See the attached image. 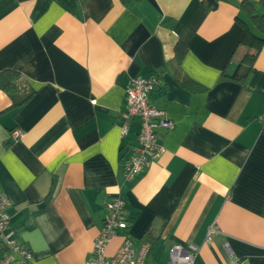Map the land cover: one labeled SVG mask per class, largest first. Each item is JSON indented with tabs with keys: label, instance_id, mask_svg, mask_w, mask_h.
<instances>
[{
	"label": "crops",
	"instance_id": "obj_1",
	"mask_svg": "<svg viewBox=\"0 0 264 264\" xmlns=\"http://www.w3.org/2000/svg\"><path fill=\"white\" fill-rule=\"evenodd\" d=\"M244 1L264 12L263 0H0V79L18 74L11 95L0 89V192L31 264H87L118 196L130 226L108 256L127 234L151 244L147 264H167L175 244L197 247L196 264H229L227 244L264 264V46L231 78L252 51ZM138 77L159 79L150 100L171 127L126 183L119 114Z\"/></svg>",
	"mask_w": 264,
	"mask_h": 264
},
{
	"label": "built area",
	"instance_id": "obj_2",
	"mask_svg": "<svg viewBox=\"0 0 264 264\" xmlns=\"http://www.w3.org/2000/svg\"><path fill=\"white\" fill-rule=\"evenodd\" d=\"M159 85L157 77L132 79L125 92L127 105L119 114V129L121 138L126 141L128 158L125 164V182H133L150 164V159L162 151L158 143V130L170 128L166 112L154 107L150 96ZM23 135L20 129L11 132V137L18 140ZM135 135L136 143L130 145L127 140ZM130 140V139H129ZM11 202L7 195L0 192V243L5 248L0 264H31L33 252L24 244L18 242L11 226L8 213ZM129 219L126 215L125 202L121 196L106 204V216L103 228L94 239L93 249L87 264H147L151 253L149 243L142 242L139 248L127 235H123L122 244L113 256H108L110 243L129 229ZM217 231L215 226L209 229L207 241ZM226 251L230 256L229 264H242L229 244ZM198 248L194 245L175 244L169 252L167 264H196Z\"/></svg>",
	"mask_w": 264,
	"mask_h": 264
},
{
	"label": "trees",
	"instance_id": "obj_3",
	"mask_svg": "<svg viewBox=\"0 0 264 264\" xmlns=\"http://www.w3.org/2000/svg\"><path fill=\"white\" fill-rule=\"evenodd\" d=\"M134 1L139 0H122L125 5H129ZM218 2H229L230 0H216ZM264 2V0H263ZM241 11L248 17L250 22L253 24L254 30H251L245 21H242V24L245 26V32L240 40L241 44L252 49L251 52H247L243 59L240 61L239 66L235 73L231 76L232 79L243 80L247 77L250 71L254 68L255 60L264 46V12L262 14H257L254 10V5L249 1H244L241 3ZM177 56L180 58L181 52L177 51ZM16 71L8 70L2 74L3 79H0V89L10 92V95L13 91L14 84L13 80L17 77ZM13 97V96H12ZM31 97L27 95L23 97L17 105H23ZM148 243V242H147ZM151 246V244H150ZM152 248V246H151Z\"/></svg>",
	"mask_w": 264,
	"mask_h": 264
}]
</instances>
